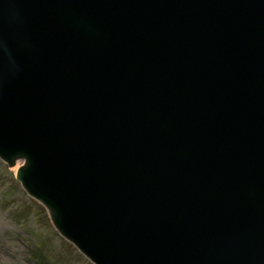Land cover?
Masks as SVG:
<instances>
[{
  "label": "water",
  "instance_id": "95a60500",
  "mask_svg": "<svg viewBox=\"0 0 264 264\" xmlns=\"http://www.w3.org/2000/svg\"><path fill=\"white\" fill-rule=\"evenodd\" d=\"M26 4L25 0L0 3V81L5 86L0 88V94L5 93L0 101V156L10 166L26 158L18 171L24 188L47 208L58 231L90 259L97 264L143 262V248L149 239L145 235L150 234L143 223L139 226L142 234L137 231L125 208H131L133 214L142 196L134 193L135 182H123L120 190L125 194L110 191L111 179L116 182L126 173L122 162L134 161V143L137 150L144 146L151 155L166 161L175 154L174 169L181 180L195 185L196 171L199 185L194 191L201 205L191 211L187 206H171L187 217L186 221L204 218V206L212 197L218 203H229L238 187L249 189L255 174L249 161L256 156V163H264V0H45L33 7L37 17L27 16L31 5ZM70 5L77 15L73 19L62 8ZM109 7L114 9V17L106 16ZM73 39L82 50L80 54H68L71 45L66 44ZM39 44L53 47L41 56L37 53ZM148 52L154 54L149 67ZM151 68L155 73L148 77ZM6 80L10 82L8 89ZM153 87L166 98L171 89H179L180 94L183 90L186 106L180 122L188 126L187 137L203 141L210 128L206 118L214 132L228 130L232 136L214 135L210 155L194 144L192 148L200 153L193 165L180 164L184 139L182 135L181 140L172 137L179 114L176 119L166 116L173 127L160 122L158 130L148 127L145 133H138L142 128L138 124L132 128L131 108L117 105L119 100L129 103L122 96H126L123 90L131 89L129 98L136 99L134 103L140 107L146 95L154 92ZM87 94L94 95L93 100H88ZM227 97L231 102L223 106ZM46 102L54 105L51 111ZM136 111L142 115V107ZM49 116L50 124L46 120ZM12 120H16L18 130H5ZM253 127L256 131L249 140ZM118 132L128 140L108 136ZM134 133L137 138L131 141ZM40 135L49 149L59 151L57 155L49 154ZM30 139L41 145L33 148L27 143ZM23 141L27 147L21 155ZM235 143L244 146L239 149ZM109 144L121 152L115 153L119 160L111 157L100 167L92 161H77L80 150L85 154L84 149L89 153L94 149V155L95 147L98 154L108 157L105 150ZM244 147L249 151L242 155ZM211 162L226 165L230 173L227 184L209 185L205 177ZM239 163L251 168L244 169ZM57 170L74 181L76 176L88 174L87 170L92 173L81 187L56 178L52 172L60 173ZM138 184L145 185L144 181ZM99 193L102 200L105 198L103 206L96 204ZM180 222L181 218L178 225ZM194 224L190 233L203 235L210 229V223ZM232 224L227 218L216 221L215 233L231 236Z\"/></svg>",
  "mask_w": 264,
  "mask_h": 264
},
{
  "label": "bare ground",
  "instance_id": "6f19581e",
  "mask_svg": "<svg viewBox=\"0 0 264 264\" xmlns=\"http://www.w3.org/2000/svg\"><path fill=\"white\" fill-rule=\"evenodd\" d=\"M27 2L26 5H31L30 10L28 11V13H30L27 16H31V15H36L33 14V7H37L39 4L43 3L45 0H25ZM41 2V3H40ZM0 3H2V0H0ZM62 8H64L65 10H67V14L69 17L75 18L77 15L72 12L73 11V5H70V10L64 6H62ZM111 9V11L107 10V14L108 17H114L115 14L113 13V8L109 7ZM95 10V9H94ZM32 13V14H31ZM27 14V12H26ZM59 16V15H57ZM37 17V16H35ZM113 21H117L116 19H112ZM71 45V49L70 52L68 54L70 55H74L77 54L79 52V54L82 52L81 49H79L78 44L75 43V39L69 41L66 46ZM53 46L50 45H45V44H39L37 46V53H41V56L46 53H48V51L51 50ZM84 49V48H83ZM69 55V56H70ZM94 55H96V53H94ZM47 58H50V55H48ZM105 61L102 60L101 63H104ZM147 66H148V62H146ZM80 65V64H79ZM105 72V71H104ZM146 73V71H145ZM152 73H155V70L153 68H151V74L146 73V76L149 77V75H152ZM30 75H33L32 72L29 73ZM154 77V76H153ZM7 79V78H6ZM8 81V82H7ZM7 89L9 88L10 82L9 80H6L5 82ZM49 84V83H48ZM257 86V83L254 84V87ZM4 85L3 83L0 81V88L4 89ZM123 92L126 94V96H122V98H126L129 100V103H126L122 100H119V102L117 103V105L119 104H125L130 105V107L134 106L135 108H140L138 106H136L134 104V101L136 99L131 100V98H129V95L132 96V90L130 89L128 90H123ZM9 95V91L8 94L6 95V98ZM87 99L88 100H93L94 95L92 94H87ZM5 97V93L4 94H0V101H2ZM110 105V104H109ZM116 106V105H114ZM46 107L48 109V111H51L54 108V105L52 103H47L46 102ZM132 113L133 120H139V122L141 123H145V125H149L151 128L158 130L159 129V125L158 123L155 121V115L153 114H147L142 112V115L139 114L138 112L141 111H129ZM49 113V112H47ZM45 113V115L47 114ZM57 113H60V110L57 109ZM45 115L42 117V119L45 117ZM61 115V114H60ZM144 116L149 117L147 120H144ZM123 118V117H122ZM119 118V119H122ZM47 123H52V116H49L47 119ZM125 123V120L122 119L121 122ZM127 122H131L129 119L126 120ZM27 122V121H26ZM28 123V122H27ZM136 123H134V126L132 128H135ZM5 130H18L17 127V122L16 120H12L11 123L7 124L5 127ZM55 126L52 124L51 125V129L54 130ZM240 128V127H238ZM239 130H237L236 133H238ZM41 138V140L45 142L44 136L40 135L39 136ZM8 141V140H7ZM9 142V141H8ZM27 143H31L30 145L33 148H38L40 144V142L37 141H33V140H28ZM22 145L20 146L21 149L19 150V154L23 155L24 151V147H27L25 141H23L21 143ZM47 144H45L46 146ZM135 145V149L133 150V157L130 156V158H133V160H124L122 163L125 166L126 169V173L125 175H123L122 177L118 178V181L114 182V180L111 179V192L112 194L117 193L120 189L121 186L123 184V182H135L134 183V188L135 191L134 193H140L141 197V201L138 204V208L134 209V213L132 214L131 212V208L129 207H125L126 208V212L128 214H130L131 216H127L133 223L134 226L137 227V231L140 232L142 234V230L139 226L142 225V223L144 224V226L146 225L147 230L150 234V236L146 233L145 235V239H148V245H151V243L156 242V243H161V244H166L168 246V248L173 252V250L176 253V258L181 260L182 262H191V258H189L187 256V252H182V249L180 247V244H178L177 242H173L172 237H168V235L170 233L172 234H176L178 235L179 233H181L182 235H184V240L181 241V245H183L184 247H191V245H189L187 238L191 239V236L188 237V234H191L189 232H184L185 229H191L192 225H187L186 222L184 220H187V217H185L184 215H182L183 219H181L180 225H182V227H179L178 230H176L175 228H173L171 221L173 220V213L171 211H173V208H177V209H184L185 208V198L187 197V195L190 193V191H188L190 188H185L183 186L180 185V183L185 184V182L183 180H181V178L177 181L173 175L177 174L175 171H172V168H168L167 166H165L167 163L170 161H166L162 158H160L157 155H151V152H147L144 146H140V149L136 147ZM159 145V144H158ZM48 151L50 152L49 154H54L57 155L59 153L58 150L54 149H49L48 146H46ZM87 149L90 150V147H87ZM95 154L92 155L91 153H93V150H90L91 153H89L86 149H84L85 154H83L81 152V150L79 151V154L77 156V161H79V163L84 164L87 163L88 161H92L93 164H95L97 167H100L102 165L107 164L108 160L111 157H115L116 159L119 160V158L115 155V153H117V155H121V152L118 151V148L112 144H109L106 146V154H108L107 156H101V154L103 152H100V154H98V149L97 147H95ZM55 151V153H54ZM101 151V150H100ZM104 151V153H105ZM130 151H132V149H130L128 151V153H131ZM137 159V160H136ZM133 161V163H131ZM23 163H26V158L25 157H21L19 159V161L11 168L12 171L17 172V170L19 169V167L22 165ZM161 162V163H160ZM165 162V163H162ZM174 162H176V159L174 160ZM187 166H190L189 164H187ZM100 169V168H99ZM169 171V172H166ZM52 172V171H51ZM57 172H60V170H57ZM80 172V171H79ZM88 174H85V176L78 178L77 176L74 178L76 181L69 179L67 173H65L64 171L60 172V173H55L52 172L53 175L56 178H59L60 180H63L65 182H67L68 184H77L80 185L81 187H83V185H85V179L89 180L90 179V174L92 173L91 171L87 170ZM133 172V175H131V173ZM157 173H162V177L158 178L157 177ZM99 175V173L97 174ZM127 176V177H126ZM87 177V178H86ZM138 181H144L145 185H139ZM47 183V181L45 182ZM164 183V184H161ZM149 184L148 189L145 188L146 185ZM174 185H177L178 187H175ZM115 188H112L114 187ZM121 193L122 190H120ZM137 192V193H136ZM162 197V198H161ZM125 199H127L126 197H124ZM95 200H96V204L98 205H104L105 203V198H103V200L100 198V193L97 194L95 196ZM113 203L110 201L108 206H112ZM172 206V207H171ZM184 211V210H183ZM221 214V212H220ZM211 215V212H210ZM125 221V220H123ZM127 222V220L125 221ZM208 222V221H207ZM207 224L205 223L204 226H206ZM5 228V227H3ZM194 229V227L192 228V230ZM193 236H197V234H192ZM152 237V238H151ZM217 237V236H215ZM218 238V237H217ZM264 239V238H263ZM217 239H213V241L210 240H206L207 242H205V245H210L213 248V251L218 253L221 256V262L222 264H232V262L227 259H235L236 260V264H239V261L237 260V254L236 252L239 253H244L245 252V248L242 246V244L237 241L236 243L234 242L233 244H231L230 246L224 244L220 241H216ZM216 243H215V242ZM149 247V246H148ZM205 248V247H204ZM234 252V253H232ZM198 257V256H197ZM4 256L0 253V259L3 260ZM202 259L206 260V256H202ZM243 264H251L250 261H244L243 260Z\"/></svg>",
  "mask_w": 264,
  "mask_h": 264
},
{
  "label": "rangeland",
  "instance_id": "374dc122",
  "mask_svg": "<svg viewBox=\"0 0 264 264\" xmlns=\"http://www.w3.org/2000/svg\"><path fill=\"white\" fill-rule=\"evenodd\" d=\"M0 253V264H93L56 231L47 210L23 190L2 160Z\"/></svg>",
  "mask_w": 264,
  "mask_h": 264
}]
</instances>
